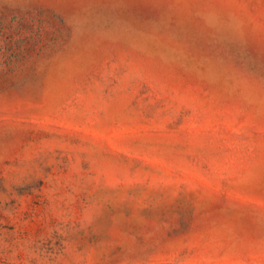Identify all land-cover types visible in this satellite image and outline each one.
Here are the masks:
<instances>
[{
	"label": "rangeland",
	"instance_id": "rangeland-1",
	"mask_svg": "<svg viewBox=\"0 0 264 264\" xmlns=\"http://www.w3.org/2000/svg\"><path fill=\"white\" fill-rule=\"evenodd\" d=\"M0 264H264V0H0Z\"/></svg>",
	"mask_w": 264,
	"mask_h": 264
}]
</instances>
